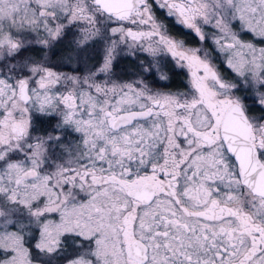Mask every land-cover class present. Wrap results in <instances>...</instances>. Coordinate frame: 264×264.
<instances>
[{"label": "snow or ice", "instance_id": "snow-or-ice-1", "mask_svg": "<svg viewBox=\"0 0 264 264\" xmlns=\"http://www.w3.org/2000/svg\"><path fill=\"white\" fill-rule=\"evenodd\" d=\"M0 264H264V0H0Z\"/></svg>", "mask_w": 264, "mask_h": 264}, {"label": "trees", "instance_id": "trees-1", "mask_svg": "<svg viewBox=\"0 0 264 264\" xmlns=\"http://www.w3.org/2000/svg\"><path fill=\"white\" fill-rule=\"evenodd\" d=\"M186 40H191V37H183ZM129 64L130 60L128 59H123L120 61V63H118L117 65V70L119 69H123V71L127 70V69H132L133 67H130ZM170 80L168 82H166L167 84V88H165L166 90H177V89H183L185 87L184 84V80L186 78L184 73H180V74H170ZM253 114H257V113H253Z\"/></svg>", "mask_w": 264, "mask_h": 264}, {"label": "rangeland", "instance_id": "rangeland-1", "mask_svg": "<svg viewBox=\"0 0 264 264\" xmlns=\"http://www.w3.org/2000/svg\"><path fill=\"white\" fill-rule=\"evenodd\" d=\"M249 37H245V39H248ZM123 59H128V60H130V63H131V65L129 64V66L130 67H134V62H133V60H132V58L131 57H128V58H123ZM123 59H121V60H123ZM120 60V61H121ZM120 61H119V63H120ZM133 69V68H132ZM132 69H127V70H132ZM65 70H68V69H65ZM127 70H125V71H127ZM118 72H120V71H123V69H119V70H117Z\"/></svg>", "mask_w": 264, "mask_h": 264}, {"label": "flooded vegetation", "instance_id": "flooded-vegetation-1", "mask_svg": "<svg viewBox=\"0 0 264 264\" xmlns=\"http://www.w3.org/2000/svg\"><path fill=\"white\" fill-rule=\"evenodd\" d=\"M186 76V75H185ZM186 79H187V77L185 78V80H184V84H185V86H186ZM184 89V88H183ZM183 89H180V90H183ZM164 90H166V89H164ZM173 91H175V90H173Z\"/></svg>", "mask_w": 264, "mask_h": 264}]
</instances>
